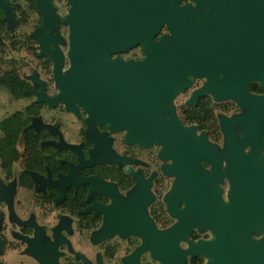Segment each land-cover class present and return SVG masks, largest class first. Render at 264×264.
<instances>
[{
    "label": "flooded vegetation",
    "instance_id": "af4514ba",
    "mask_svg": "<svg viewBox=\"0 0 264 264\" xmlns=\"http://www.w3.org/2000/svg\"><path fill=\"white\" fill-rule=\"evenodd\" d=\"M44 1L55 21L45 19L38 0H0V264L213 261L205 251L190 252L216 239L212 219L196 220L198 193L213 184L221 202L233 206L235 171L261 173L264 106L241 102L233 90L216 94L229 74L204 72L186 74L189 83L167 101L166 121L174 117L188 132L171 143L173 155H164L162 142L132 143L125 130L90 125L82 106L69 108L57 97L54 64L60 59L62 71L69 66V30L62 23L69 2ZM178 6L197 9L194 21L209 10L195 0ZM164 34L165 24L154 41ZM256 50L234 43L222 53L254 56ZM145 55L139 44L109 58ZM245 88L264 100L259 78H249ZM247 235L264 241V218Z\"/></svg>",
    "mask_w": 264,
    "mask_h": 264
},
{
    "label": "water",
    "instance_id": "95a60500",
    "mask_svg": "<svg viewBox=\"0 0 264 264\" xmlns=\"http://www.w3.org/2000/svg\"><path fill=\"white\" fill-rule=\"evenodd\" d=\"M38 1L45 19L55 21L51 4ZM178 1L68 0L62 23L69 30V66L62 71L57 59L53 68L61 89L57 97L67 107L82 106L90 125L105 122L111 130H125L129 142H162L164 155H173L171 143L188 133L174 117L171 123L164 118L171 110L167 101L189 83L186 74L226 71L229 77L214 87L216 94L233 90L241 102L264 106L261 97L245 88L249 78L264 84V0H195L209 8L196 21L198 10L180 8ZM164 24L169 34L154 41ZM234 43L256 47L257 54L222 53ZM139 44L146 54L142 60H110V54ZM251 57L256 62H249ZM260 168L252 177L235 171L228 197L236 205L222 203L213 184L210 191L198 193L202 206L196 220L207 224L212 219L216 239L199 242L190 252L205 251L214 258L207 264H264V241L247 235L249 226L259 227L264 218V166ZM172 245L176 252L174 241Z\"/></svg>",
    "mask_w": 264,
    "mask_h": 264
}]
</instances>
